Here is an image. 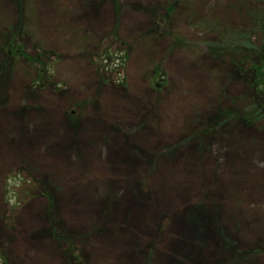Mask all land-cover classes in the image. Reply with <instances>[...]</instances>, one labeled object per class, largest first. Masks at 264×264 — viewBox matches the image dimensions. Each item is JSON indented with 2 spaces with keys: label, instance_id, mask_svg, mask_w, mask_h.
Returning a JSON list of instances; mask_svg holds the SVG:
<instances>
[{
  "label": "rangeland",
  "instance_id": "374dc122",
  "mask_svg": "<svg viewBox=\"0 0 264 264\" xmlns=\"http://www.w3.org/2000/svg\"><path fill=\"white\" fill-rule=\"evenodd\" d=\"M259 17L264 0H0V264H264L256 53L224 44L263 46ZM106 47L125 60L102 76Z\"/></svg>",
  "mask_w": 264,
  "mask_h": 264
},
{
  "label": "trees",
  "instance_id": "16d2710c",
  "mask_svg": "<svg viewBox=\"0 0 264 264\" xmlns=\"http://www.w3.org/2000/svg\"><path fill=\"white\" fill-rule=\"evenodd\" d=\"M257 20H258V26H259L258 30L261 31V34L263 37V40H262L263 46L261 47L254 46L252 43H250L248 39L247 41H244L243 35H238V39L240 40H238V42L236 43H233V41L229 39L224 40V44H226L227 46L237 45V47H239V50L240 49H243L245 51L251 50L253 51V53H256V56H254L255 58L253 59V61H251L250 67L247 68L246 71H245L244 66H240L242 72L245 74V77L243 78L246 81L248 78H250L249 83L251 85V90H253L254 93H256L257 97L259 98V100H255L253 104V108H252L253 111L250 112L251 113L250 117L252 120L255 119L254 118L255 116L259 117L261 115H264V17L257 19ZM234 35H236V33L231 34L230 38L234 37ZM111 39L113 40L114 43H116L114 40V37H111ZM241 40H243L244 43ZM119 45L121 46V43H119ZM11 51L12 49L8 50V52H11ZM121 52H122L121 48L116 49V50H111L110 47H106V50L103 53H101V58H100L101 64H99V66L97 67L98 69L101 70L102 76L106 70L113 68L116 60L119 63H121L122 59L125 60V58L119 57ZM251 119H249V121ZM188 212L190 214L189 217H193L192 215L196 214V212L198 211H197V208L196 209L193 208L192 210H188Z\"/></svg>",
  "mask_w": 264,
  "mask_h": 264
}]
</instances>
